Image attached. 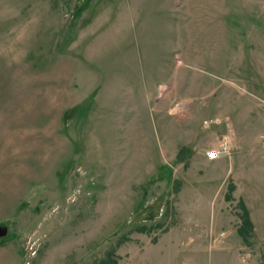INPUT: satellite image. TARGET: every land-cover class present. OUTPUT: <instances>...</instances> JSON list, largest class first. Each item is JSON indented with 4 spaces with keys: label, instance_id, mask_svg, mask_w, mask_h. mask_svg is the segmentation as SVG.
<instances>
[{
    "label": "rangeland",
    "instance_id": "rangeland-1",
    "mask_svg": "<svg viewBox=\"0 0 264 264\" xmlns=\"http://www.w3.org/2000/svg\"><path fill=\"white\" fill-rule=\"evenodd\" d=\"M0 264H264V0H0Z\"/></svg>",
    "mask_w": 264,
    "mask_h": 264
},
{
    "label": "built area",
    "instance_id": "built-area-1",
    "mask_svg": "<svg viewBox=\"0 0 264 264\" xmlns=\"http://www.w3.org/2000/svg\"><path fill=\"white\" fill-rule=\"evenodd\" d=\"M221 151L218 148L213 149L212 151H207V156L210 159H215L218 158L220 156ZM214 154V155H213Z\"/></svg>",
    "mask_w": 264,
    "mask_h": 264
},
{
    "label": "snow or ice",
    "instance_id": "snow-or-ice-1",
    "mask_svg": "<svg viewBox=\"0 0 264 264\" xmlns=\"http://www.w3.org/2000/svg\"><path fill=\"white\" fill-rule=\"evenodd\" d=\"M214 155V154H213Z\"/></svg>",
    "mask_w": 264,
    "mask_h": 264
}]
</instances>
